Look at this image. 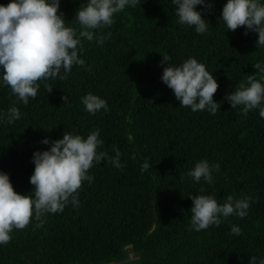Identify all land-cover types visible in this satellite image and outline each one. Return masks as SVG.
<instances>
[{
	"label": "trees",
	"instance_id": "obj_1",
	"mask_svg": "<svg viewBox=\"0 0 264 264\" xmlns=\"http://www.w3.org/2000/svg\"><path fill=\"white\" fill-rule=\"evenodd\" d=\"M209 2L211 13L202 15L208 31L197 34L177 23L171 0H139L135 8L114 14L110 27L93 30L111 33L102 46L81 38L85 65H74L63 80H39L27 105L10 87H0V112L13 104L21 112L12 124L0 123V171L9 174L15 192L32 194L33 152L47 150L42 139H61L64 132L86 138L99 129L104 144L98 151L114 156L119 150L123 165L94 162L88 170L93 181H83L78 189L79 206L69 203L62 212L33 215L23 229L14 228L10 241L0 245V264H249L250 257L264 259V118L258 109L244 116L240 106L232 109L225 99L248 75L264 81L253 67L264 63V48L256 47L258 33L244 35L243 26L235 31L224 26L226 0ZM84 3H60L65 22L77 31L74 16ZM164 54L177 66L195 58L212 73L219 85L213 99L221 105L215 115L179 106L160 80L167 66L159 63ZM87 93L104 99L108 110L89 114L81 103ZM204 159L220 165L212 184L186 175ZM145 161L150 167L142 172ZM197 194H214L219 204L229 195L252 202L243 219L229 216L218 227L197 232L188 211L189 196ZM233 225L240 227L239 236L231 233Z\"/></svg>",
	"mask_w": 264,
	"mask_h": 264
},
{
	"label": "clouds",
	"instance_id": "obj_2",
	"mask_svg": "<svg viewBox=\"0 0 264 264\" xmlns=\"http://www.w3.org/2000/svg\"><path fill=\"white\" fill-rule=\"evenodd\" d=\"M61 0H9L7 5L0 4V87L8 86L17 100L25 105L29 98L35 99L40 84L39 80L66 79L74 65L84 66L81 58V38L89 42L95 39L103 45L110 39L93 30L110 27L114 23V14L126 7L135 8L139 0H86L75 12L74 20L80 26L77 31L65 22L64 13L60 12ZM175 6L177 23L194 27L197 34L208 31V23L202 18L204 13H211L213 3L209 0H171ZM201 6L197 10V6ZM221 21L228 30L235 31L244 27V35L258 33L256 47L264 48V3L261 0H226L222 7ZM159 62L163 67L161 82L172 90L179 106L188 107L193 112L207 111L215 115L220 103L213 99L219 85L216 78L206 70L204 64L195 58H188L180 65L170 64L167 54L161 55ZM258 73L264 74V63L253 65ZM63 69V75H61ZM47 91H52L48 87ZM232 109L240 106L241 114L247 116L254 109L264 118V81L248 75L246 82H241L225 97ZM64 104L69 97H62ZM81 103L89 114L100 110L107 111V102L97 95L87 93ZM21 118L20 110L13 104L6 113L0 112V123L12 124ZM99 129L91 131L86 138L81 135L63 133L61 139L44 138L40 143L48 145L47 150L34 151L31 162L34 170L29 177L33 186L31 195H22L14 191L9 174L0 171V245L7 244L13 229H23L30 223V218L62 212L71 203L79 206L78 189L83 181L89 184L94 177L88 174L93 163H111L122 168L121 153L114 149V156L102 148L104 141L99 138ZM135 158L134 156L132 157ZM147 161L141 164V171H147ZM220 170L219 163L210 164L206 159L197 162L186 175L199 183L201 179L213 183V172ZM181 180L184 179L182 175ZM191 226L199 232L209 226H219L222 219L236 216L243 219L252 202L251 197L234 199L229 195L222 204L214 194L191 195ZM233 235L239 236L241 229L233 225ZM249 264H264V259L257 262L255 256L249 258Z\"/></svg>",
	"mask_w": 264,
	"mask_h": 264
},
{
	"label": "rangeland",
	"instance_id": "obj_3",
	"mask_svg": "<svg viewBox=\"0 0 264 264\" xmlns=\"http://www.w3.org/2000/svg\"><path fill=\"white\" fill-rule=\"evenodd\" d=\"M129 259H131L132 258V253L130 252L129 253V257H128Z\"/></svg>",
	"mask_w": 264,
	"mask_h": 264
}]
</instances>
